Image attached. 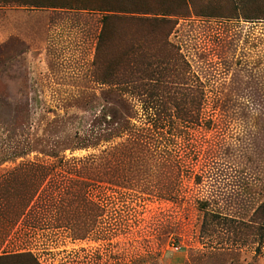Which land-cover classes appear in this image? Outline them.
I'll list each match as a JSON object with an SVG mask.
<instances>
[{
  "label": "rangeland",
  "instance_id": "374dc122",
  "mask_svg": "<svg viewBox=\"0 0 264 264\" xmlns=\"http://www.w3.org/2000/svg\"><path fill=\"white\" fill-rule=\"evenodd\" d=\"M118 6L173 25L104 30L106 13L86 10ZM136 43L174 50L165 81L202 104L190 118L147 114L118 91ZM97 117L98 145L77 148ZM140 128L147 152L132 151L128 179L71 184L74 159ZM165 179L179 182L173 198ZM23 191L36 196L22 216ZM0 205V256L33 254L0 264H264V0H0Z\"/></svg>",
  "mask_w": 264,
  "mask_h": 264
},
{
  "label": "trees",
  "instance_id": "16d2710c",
  "mask_svg": "<svg viewBox=\"0 0 264 264\" xmlns=\"http://www.w3.org/2000/svg\"><path fill=\"white\" fill-rule=\"evenodd\" d=\"M96 9H86L93 10L98 12L106 13L103 16L104 21V30L108 26L109 22L120 21L121 25L127 26L131 24H136L138 26H142L146 23H165L168 26H172V22L164 21L166 16H171V14H154L155 16H161L162 18H154L147 19L140 16L148 15L149 13L143 11H135L122 9L120 6L114 7L111 9H105L104 7H95ZM79 10H85L83 8H75ZM119 14L124 15L121 17ZM122 27V26H121ZM172 29V28H171ZM171 50V54L165 57L160 55H150L147 52H143L138 46V44H134L124 57V62L120 64L119 68L116 71V76L120 77L122 81L117 83L118 91L122 93H129L132 97L138 99L143 112L150 114L154 113L157 117H176L179 119L190 118L192 114H194L200 106L202 105L197 100L188 99L184 97L183 90L179 87H174L173 82H166V79H172L174 75H171L169 71L172 63L178 60V56ZM170 72V74H169ZM179 75V74H178ZM177 78V76H175ZM174 77V78H175ZM116 85V84H115ZM154 90L167 93L169 95H176L181 97L171 96L166 99L160 98L153 93ZM133 118L134 116H130ZM101 117L96 118V122L93 123L90 128L83 134V137L76 136L75 145L77 148L84 149L89 146H96L98 142L101 140L100 137L103 136V133L106 130L98 128L100 126ZM126 135L130 137V139L126 140V142L118 145L117 147L110 146L108 149H105L102 153L105 154L103 156H90L89 158L84 159H74V161H78L80 164H75L76 167H69L68 169L71 171L72 175L78 177V179L73 180L69 179L71 184L75 186H80L82 189L89 185L87 180H95L99 179L101 175H104L108 181L112 183H120L121 179H128L127 173L129 171L130 163L133 159L132 151L137 150L139 152V156L143 158V156L147 152V133L144 128L134 129V131L129 129H124ZM128 141V142H127ZM108 142V141H106ZM66 162L65 160H60L59 166H62ZM106 168L105 173L100 171L92 172L89 169V166L94 165L99 166L102 165ZM175 163L168 162L165 163L161 168L162 170H169L174 167ZM37 169L44 170V166H34ZM56 166L53 167V169ZM96 168V167H95ZM97 170V169H96ZM43 172V171H42ZM52 170L44 174L45 177L50 176ZM125 181V180H122ZM179 182H172L169 179H165L163 182L162 189L165 194L170 198L174 192V186H177ZM41 187L37 186L35 192L33 194H29V192L23 191L20 193L18 198L17 208L20 210L23 216V213L29 207L31 202L34 200V197L38 195ZM81 189V190H82ZM173 191V192H172ZM172 192V193H171ZM34 194H36L34 196ZM58 195V194H57ZM175 195V194H173ZM74 199L79 201V194L75 193ZM61 197H59V200ZM204 203L202 206L204 208ZM1 207V205H0ZM261 210H264V205L261 206ZM3 214H6L4 210ZM6 216V215H5ZM33 257L31 252H21L16 254H8L4 256H0V260L4 257Z\"/></svg>",
  "mask_w": 264,
  "mask_h": 264
}]
</instances>
